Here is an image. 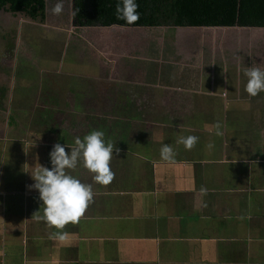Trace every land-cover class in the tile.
<instances>
[{"label": "crops", "instance_id": "obj_1", "mask_svg": "<svg viewBox=\"0 0 264 264\" xmlns=\"http://www.w3.org/2000/svg\"><path fill=\"white\" fill-rule=\"evenodd\" d=\"M183 29L194 28H175L172 37ZM7 59L0 57L6 85L0 95V264H264V106L259 102L256 111L244 103L241 70L238 83L232 81L236 94L214 95L197 82L165 78L159 95L144 87L136 95L114 94L116 86L109 91L107 79L118 83L117 77H105L108 70L99 68L94 95L67 88V95L52 94L53 103L37 100L39 115L29 123L28 117L21 121L16 104L27 107L30 100L11 93L12 80L26 73V86L33 67L59 73L64 64H54L59 56L48 58L47 66L39 56L32 66ZM90 62V68L98 64ZM74 108L81 109L77 130L69 120ZM92 130H102L105 142L114 144V177L107 185L95 182L82 159L66 169L92 186L93 197L77 223L50 227L37 219L44 205L30 173L39 164L51 167L54 144L67 152ZM189 135L198 137L191 149L177 142ZM163 144L173 148L172 160L162 159Z\"/></svg>", "mask_w": 264, "mask_h": 264}, {"label": "rangeland", "instance_id": "obj_2", "mask_svg": "<svg viewBox=\"0 0 264 264\" xmlns=\"http://www.w3.org/2000/svg\"><path fill=\"white\" fill-rule=\"evenodd\" d=\"M71 1L63 0V12L53 15L51 8L57 0H47L44 23L33 21L23 14L0 10V57H7L4 49L8 48L9 60L15 57L32 66L35 57L39 56L44 60L40 65L47 66L48 58L59 56L60 60L54 64L59 67L64 64L59 73L52 71L39 73L38 67H33L34 69L28 73L29 79L25 80L29 81L26 86L21 81L26 73L22 75L19 73L14 77L12 80L14 85L12 86V81L10 83L11 93H22L30 100L27 107L16 104L21 110L18 112L21 121L28 117L25 122H31L34 114L39 115L37 114L39 107L34 110V103L37 100H40L41 104L42 101L53 103L49 99L52 94L67 95L69 94L67 88H70L71 92L76 90V95L82 93L94 95L95 76L98 75L99 68L101 72L108 70L105 77H117L118 83L107 79L109 91L112 86H116L117 91L113 92L114 94H129L130 91H134L136 95L140 94L139 91L143 87L144 90L148 88L151 93L159 95L158 82L165 81V78L170 84L186 83L190 86L197 82L201 85L199 90L214 92V95L236 94L237 90L232 81L234 79L238 83L236 75L238 70H241L240 79L244 78L243 83H246L248 78L244 75L245 68L258 66L264 69V20H260V26L183 29L177 31L173 38L167 27L73 28ZM120 56L125 57L126 62L119 61ZM94 60L98 66L93 64L95 67L90 68L89 63ZM128 60L133 62L132 67H129ZM236 65L238 67H235ZM138 77L141 80L133 81L138 83L134 85L131 81ZM241 90L245 88L242 87ZM259 102L264 106V92L254 97L246 94L244 99L248 108L252 107L251 110L256 111ZM5 105H2L3 108ZM80 111L81 109L74 108L73 117L69 119L74 126L72 128L76 130L78 128L76 124L80 121L78 118ZM3 118L4 112H0V121ZM105 121L109 122L101 119V123ZM243 121L248 120L243 117Z\"/></svg>", "mask_w": 264, "mask_h": 264}, {"label": "clouds", "instance_id": "obj_3", "mask_svg": "<svg viewBox=\"0 0 264 264\" xmlns=\"http://www.w3.org/2000/svg\"><path fill=\"white\" fill-rule=\"evenodd\" d=\"M63 8V0H57L51 8V13L59 15L63 12ZM137 9L136 0H119L114 14L117 20L132 25L140 19ZM244 75L248 78L245 91L249 96L254 97L264 92V69L247 67L244 69ZM104 135L102 130H92L83 139L75 138L74 145L67 152L65 145L54 144L49 153L51 167L39 164V167L30 173L34 180L31 187L38 190L39 198L44 205L43 216L37 219L45 220L48 226L55 229H63L69 222H78L92 200V186L82 183L66 169H75L81 159L83 166L93 174L92 178L95 182L107 185L112 181L114 173L110 168V160L113 156L114 144L106 143ZM197 140L198 137L189 135L179 137L177 142L191 149ZM160 155L166 161L172 160L173 148L169 144H163ZM55 235L60 240H64L67 234L56 232Z\"/></svg>", "mask_w": 264, "mask_h": 264}, {"label": "trees", "instance_id": "obj_4", "mask_svg": "<svg viewBox=\"0 0 264 264\" xmlns=\"http://www.w3.org/2000/svg\"><path fill=\"white\" fill-rule=\"evenodd\" d=\"M119 0H72L75 27L131 26L138 28H233L260 26L264 0H136L140 19L132 25L117 20ZM47 0H0V10L23 14L43 23ZM173 36V34H172Z\"/></svg>", "mask_w": 264, "mask_h": 264}, {"label": "flooded vegetation", "instance_id": "obj_5", "mask_svg": "<svg viewBox=\"0 0 264 264\" xmlns=\"http://www.w3.org/2000/svg\"><path fill=\"white\" fill-rule=\"evenodd\" d=\"M4 50H6V49H4ZM6 54H7V57H9V51L8 50L6 51ZM1 63H3V62L1 61ZM0 75H1V73H0ZM2 86H6V85L4 84V82H2L0 80V95H1V90L3 89V88H1Z\"/></svg>", "mask_w": 264, "mask_h": 264}]
</instances>
